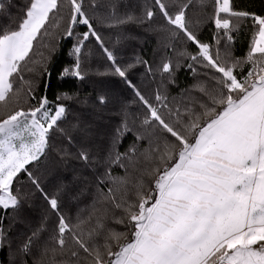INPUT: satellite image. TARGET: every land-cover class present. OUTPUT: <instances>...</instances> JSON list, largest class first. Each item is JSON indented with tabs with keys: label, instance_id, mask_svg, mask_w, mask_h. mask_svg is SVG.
Segmentation results:
<instances>
[{
	"label": "snow or ice",
	"instance_id": "1",
	"mask_svg": "<svg viewBox=\"0 0 264 264\" xmlns=\"http://www.w3.org/2000/svg\"><path fill=\"white\" fill-rule=\"evenodd\" d=\"M14 6L0 264H264V0Z\"/></svg>",
	"mask_w": 264,
	"mask_h": 264
},
{
	"label": "trees",
	"instance_id": "2",
	"mask_svg": "<svg viewBox=\"0 0 264 264\" xmlns=\"http://www.w3.org/2000/svg\"><path fill=\"white\" fill-rule=\"evenodd\" d=\"M27 2V0H15V6H14V11H13V14L15 16H20L22 15V9L24 8V5L25 3ZM237 3L240 5V6H246L248 5L249 3H252L254 4L256 7H259V4H260V0H237ZM105 35V39L108 38V35L107 34H104ZM68 43L65 41L64 42V49H63V53L62 54H59L56 56V63H55V66H54V72H53V78H52V87L50 88L49 92H48V95L50 98H53L54 95L57 93V91L61 90L58 85L61 83L60 81H58L56 79V75H57V72L60 68H62L67 62H68V58L66 56V51H67V48H68ZM235 48H236V54L237 55H240L242 54V52L246 51V42L243 38H241L240 41L237 42V44L235 45ZM99 58H96L93 60L92 62V68L95 69L97 67H99ZM102 70V69H101ZM25 78L27 79L28 78V74L25 73ZM182 79V82H183V76L181 77ZM70 83V81L68 82ZM64 87H67V84L64 85ZM41 94H43V86L41 85ZM71 212L73 215H75V212H76V209L73 207L71 209Z\"/></svg>",
	"mask_w": 264,
	"mask_h": 264
}]
</instances>
